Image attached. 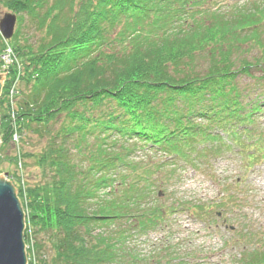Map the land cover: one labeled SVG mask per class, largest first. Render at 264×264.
<instances>
[{
    "label": "trees",
    "instance_id": "1",
    "mask_svg": "<svg viewBox=\"0 0 264 264\" xmlns=\"http://www.w3.org/2000/svg\"><path fill=\"white\" fill-rule=\"evenodd\" d=\"M0 4L44 33L36 47L22 45L21 27L9 41L0 35V56L12 43L20 66L0 97L1 119L10 120L3 146L16 147L17 134L19 143L29 134L44 141L24 154L47 183L29 195L35 234L53 251L49 259L38 244V264H139L126 244L133 229L120 225L145 233L167 214L147 203L159 187L149 156L164 159L156 168L166 176L208 168L235 146L251 160L264 153V136L251 129L264 114V11L233 12L216 0ZM31 64L38 73L28 77ZM18 77L26 89L11 98ZM166 161L174 163L164 170Z\"/></svg>",
    "mask_w": 264,
    "mask_h": 264
},
{
    "label": "rangeland",
    "instance_id": "2",
    "mask_svg": "<svg viewBox=\"0 0 264 264\" xmlns=\"http://www.w3.org/2000/svg\"><path fill=\"white\" fill-rule=\"evenodd\" d=\"M216 2V7L226 9L233 7V12L251 14L255 11V13L264 11V0H216ZM13 13H15L13 7L0 4V21L6 14ZM260 19L262 23L258 28L264 40V13ZM19 27L23 46L26 43L25 38H28L30 40L28 43L34 47L40 44L44 33L34 29L27 15L22 26L18 21L15 35ZM10 45L13 49L16 48L12 43ZM13 49L12 60H5L4 63L0 57V70L3 73L11 71L8 68L15 66L13 64L16 49L15 51ZM31 65L28 77L38 73L33 64ZM21 69L25 77L27 67L22 66ZM18 72L20 73L19 66ZM20 88L21 91H25L26 84L22 83ZM6 113L12 120L13 114L8 110ZM1 117L0 112V119ZM6 121L10 122L9 119L4 121L1 119L0 126V149L3 147L0 154L2 160L0 175L7 178L17 190L26 216L24 241L28 264H38L39 261L35 257L38 244L46 247L49 259L53 258V251L46 237L41 238L35 234V227L31 224L32 209L29 195L36 185L45 186L47 183L43 169L33 160L24 159V154L39 153L44 141L29 134L24 143H19L17 139L20 137L17 134L13 139L16 147L12 144L3 146ZM13 126L15 128L16 123H13ZM251 129L264 136V114L259 115L256 126ZM229 143L232 146L231 142ZM233 148L234 151L224 150L221 156L212 158L208 168L204 166V169L196 170L177 167V172L171 173L173 176L171 174L165 176L157 170L156 167H159L164 159L149 156L147 167L156 170L153 178L159 187L155 188L152 198L147 203H152V207L154 204L161 205L166 208L167 214L160 226L145 233L139 232L137 224L130 225L126 222L127 224L120 225L121 228L124 226L126 229H133L132 237L126 244L132 253L140 255L142 261L140 260L139 264H249L256 253L264 257V153L258 155V151L251 160L242 155L238 147ZM173 163L169 164L166 161L164 170L169 169L167 167ZM159 193L162 195L159 196ZM105 229L109 231L108 227ZM115 229L116 226L111 227V230ZM111 232L109 234H112ZM170 255H173V258ZM148 257H154L152 262Z\"/></svg>",
    "mask_w": 264,
    "mask_h": 264
},
{
    "label": "water",
    "instance_id": "3",
    "mask_svg": "<svg viewBox=\"0 0 264 264\" xmlns=\"http://www.w3.org/2000/svg\"><path fill=\"white\" fill-rule=\"evenodd\" d=\"M17 20L15 14H6L0 21V33L5 40L13 38ZM4 79L0 75V96ZM25 230L26 216L17 190L0 175V264H28Z\"/></svg>",
    "mask_w": 264,
    "mask_h": 264
},
{
    "label": "built area",
    "instance_id": "4",
    "mask_svg": "<svg viewBox=\"0 0 264 264\" xmlns=\"http://www.w3.org/2000/svg\"><path fill=\"white\" fill-rule=\"evenodd\" d=\"M11 55H12L11 51H8L7 55H5V57H4V60L10 61L11 60Z\"/></svg>",
    "mask_w": 264,
    "mask_h": 264
}]
</instances>
